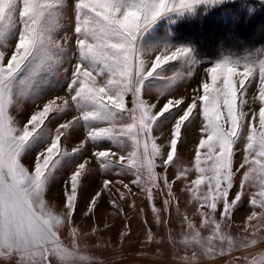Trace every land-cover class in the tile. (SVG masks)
I'll return each instance as SVG.
<instances>
[{
  "label": "snow or ice",
  "instance_id": "1",
  "mask_svg": "<svg viewBox=\"0 0 264 264\" xmlns=\"http://www.w3.org/2000/svg\"><path fill=\"white\" fill-rule=\"evenodd\" d=\"M216 2L0 0V43L6 49L0 51V264H77L78 259H84L78 256L77 230L71 229L68 247L61 241V229L73 222L92 164L102 172H113L117 179H104L88 197L85 216L99 211L106 192L115 188L120 200H126L121 187L130 193L135 186L153 202L151 212L156 223H164L162 211L170 214L174 205L179 211L175 184L187 181L188 174L181 170L170 178L169 172L177 167L179 148L190 135L195 137L198 176L186 190L199 205L201 225H211L212 234L205 241L189 217L182 215L181 223L195 232L191 241H185L193 249L181 258L183 264H201L202 256L212 264H224L226 259L227 264H241L234 249L245 250L244 264H264V249L251 251L250 246L258 243L256 239L237 248L215 218L219 214L220 220H229L243 203L249 186L259 188L249 203L261 212L253 211L248 220L264 216V58L258 62H216L206 70L211 83L198 82L192 96L150 98L147 93L148 79L160 77V70L170 61L193 63L190 50L175 48L170 54L156 56L149 66L141 59L148 51L140 47L142 34L162 15ZM61 16L72 25L75 37L71 70L63 67L70 37L66 33L62 43L54 35L60 27L54 21ZM9 40L11 44L5 43ZM61 75L68 76L65 94L46 95L44 85ZM38 91L40 96L33 101L32 110L18 121L14 112L20 98L26 94L31 98ZM257 91L258 109L253 107ZM72 111L77 115L62 122ZM81 128L83 135L76 131ZM37 137H46L47 143L35 153L29 167L22 159ZM101 140L110 146L98 147ZM127 141L133 150L125 155ZM62 142L74 146L69 151ZM240 144L245 147L242 160L237 161ZM201 150H206L203 155L211 162L208 167L202 166ZM67 154H81L82 159L64 181V211L58 214L49 209L44 197L56 166ZM157 161L162 174L156 171ZM143 170L150 187H145ZM201 185H206L202 193ZM154 190L163 197L162 208L155 206ZM109 204L117 214H124L117 200L110 199ZM216 239L227 240V250L213 247L211 241Z\"/></svg>",
  "mask_w": 264,
  "mask_h": 264
},
{
  "label": "rangeland",
  "instance_id": "2",
  "mask_svg": "<svg viewBox=\"0 0 264 264\" xmlns=\"http://www.w3.org/2000/svg\"><path fill=\"white\" fill-rule=\"evenodd\" d=\"M233 1L238 0H217L214 4L198 5L191 11L167 13L158 18L142 34L140 37V47L148 51L141 56V59L149 66L155 60L156 56L162 55L165 52L170 54V51H174L175 48H186L190 50L189 59L193 63V65H189L183 60H177L170 61L169 64L164 65L162 70H160V77L157 78L154 75L146 82L147 93L150 98H158L168 94L176 97L181 95H194L193 89L197 87L198 82L207 80V82L211 83L210 79L206 77V70L216 62L225 59L240 61L241 63L245 61L258 62L259 59L264 58V21H260L255 27L250 26L249 29H242L244 33L242 36L247 40V46L241 47L242 49H236L232 46L222 48L214 45L211 47H202L201 42L210 43L218 39L227 40L231 38L234 42H242V38H240L235 30H231V32L230 30L229 32L225 31L223 34H219L222 30L218 32V27L224 26H221L217 22L210 23L205 29H201L200 31L191 27L192 29H187L189 34L185 32L183 24L188 17L196 15L199 10L206 7ZM54 22L60 25L54 32L58 40L63 43L62 37L66 33L70 37L66 43L68 60L65 61L63 67L71 70L72 63L75 61V37L72 33V25L67 24L62 16ZM201 32H203L202 36L200 35ZM5 43L11 44L12 41L9 40ZM200 44L201 47L199 46ZM164 47L170 48L165 49ZM152 48H156L157 50L151 51L150 49ZM221 49L224 50L220 51ZM4 50H6L4 43H0V51ZM239 71L242 72L243 68L241 67ZM57 79L59 81L58 83L56 82ZM238 79L239 77H234V80ZM67 83V75H61L59 78L52 77L51 83L44 85V91L50 97L64 95L65 93L63 91L66 89ZM256 86L258 88V79ZM256 95L257 101L253 107L258 109V91ZM39 96L40 93L38 91L33 93L31 98L27 94L20 98V102L14 112L18 121L24 120L25 114L32 110L33 101L38 99ZM249 102L251 103V96L249 97ZM75 115L77 113L72 111L68 116L64 117V121L62 122H66ZM59 118L56 117V119ZM50 127H54V125H50ZM256 127L259 131L258 119L256 121ZM76 131L80 135H83L82 128ZM46 143V137H37L31 143L30 149L25 153L22 162L26 166L31 167L35 153L44 147ZM71 146L74 145H68L62 142V147L69 148V151L71 150ZM97 146L103 148L104 146H110V144L106 140H101ZM112 147L115 148L114 145ZM244 147V144L238 145V152L240 154L236 157L237 161L242 160ZM132 150L131 141H127L126 152L122 154L126 155L127 152H131ZM194 151L195 137L190 135L185 139V146L179 148V162L177 167L172 168L169 172L170 178L181 170L187 171L188 174L187 181L175 184V192L179 199V211H177L175 205L171 208L170 214L162 211L161 216L164 223L159 224L156 223L154 214L151 212L153 202L147 199L145 192H142L135 186L131 187L130 193L121 187V191L126 192V200H120L115 188L112 189L111 193L106 192L100 201L99 211L94 215L85 216V201L88 197L99 189L104 179H117L113 172H102L99 170L98 165L92 164V173L84 181L83 188L80 191L82 200L78 211L73 217V222L61 229V241L68 247H71V229L75 228L77 230L78 256L84 257V259H78L77 264H183L181 258L186 253L190 254L193 249V245L185 244V241H191L195 232L189 230L186 224L181 223L182 215L189 217L195 224V231H198L205 241L212 234L211 225H201V217L197 213L199 205L192 199V193L186 190V185L191 186L190 181L196 179L198 176V173L195 171ZM205 151L201 150L202 166L208 167L211 162L207 161L206 157H204L203 153ZM86 158L87 156H85ZM81 159V154H67L60 159L56 166L53 172V178L46 189L44 197L46 204L53 212L62 214L64 211L62 206L64 181L68 178L71 169ZM109 159H112V157H109ZM159 163L157 161L158 167L156 171L162 174L163 170L159 167ZM142 175L144 176L145 187H150L151 185L148 183L146 170L142 171ZM128 179L130 177L125 178L124 182L127 183ZM192 187L195 188V186ZM199 190L201 193L204 192L206 185L199 186ZM237 190L239 189L237 188ZM258 191V187H246L243 203L238 206L229 220H220L219 214L215 217L220 221L224 234L232 238L237 248L244 242H250L252 239H256L258 241L257 245L250 246L253 252L264 249V216H258L253 220H248V216L253 211L257 213L261 212L259 207L253 208L249 203L251 197ZM154 196L155 206L162 208V195L154 190ZM110 199L117 200L120 207L124 210L123 215L117 214L111 208L109 204ZM133 203L135 207H132ZM125 225L128 227H125ZM120 233H125L126 238L120 235ZM211 244L217 249L223 247L227 250L228 248L227 240L221 242L219 239H216L211 241ZM196 250L198 252L201 251L198 246H196ZM244 252V249H240L239 251L234 249L233 252L234 256L240 258L241 264H244ZM200 261L201 264H212L207 256H202ZM224 264H227V259Z\"/></svg>",
  "mask_w": 264,
  "mask_h": 264
},
{
  "label": "trees",
  "instance_id": "3",
  "mask_svg": "<svg viewBox=\"0 0 264 264\" xmlns=\"http://www.w3.org/2000/svg\"><path fill=\"white\" fill-rule=\"evenodd\" d=\"M260 21H264V1L238 0L201 9L196 15L188 17L187 20L184 22L183 26L185 27V32L189 34L187 31L188 28L192 29L191 27H193L195 28V30L200 31L201 29H205L210 23L217 22L221 24V26H224L218 27V32L222 30L219 34H223V32L225 31L229 32L230 30L231 32V30H235V32L238 33L240 38H242V42H234L229 37L230 39L227 40L218 39L210 43L201 42V44L203 45L202 47H211L214 45L222 48L232 46L236 49H242L241 47L247 46V40L244 39V37L242 36V34H244L242 32V29H249L250 26L255 27ZM200 35L202 36L203 32H201ZM201 44L199 45L200 47ZM222 50L224 49H221L220 51Z\"/></svg>",
  "mask_w": 264,
  "mask_h": 264
}]
</instances>
